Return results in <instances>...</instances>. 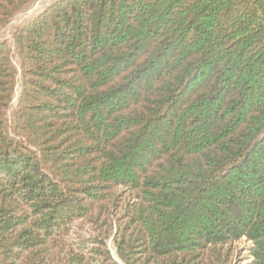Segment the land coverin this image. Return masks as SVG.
<instances>
[{
    "label": "trees",
    "instance_id": "trees-1",
    "mask_svg": "<svg viewBox=\"0 0 264 264\" xmlns=\"http://www.w3.org/2000/svg\"><path fill=\"white\" fill-rule=\"evenodd\" d=\"M120 262L264 264V0H57L0 41V264Z\"/></svg>",
    "mask_w": 264,
    "mask_h": 264
},
{
    "label": "rangeland",
    "instance_id": "rangeland-1",
    "mask_svg": "<svg viewBox=\"0 0 264 264\" xmlns=\"http://www.w3.org/2000/svg\"><path fill=\"white\" fill-rule=\"evenodd\" d=\"M57 0H37L35 2H32L28 4L26 7L22 9L21 12H19L10 22V24L0 30V41L2 40H9L13 43V34L15 30L29 21L33 20L35 17H37L39 14H41L44 10H46L53 2ZM16 103L14 102L11 110L10 115L12 114ZM241 246H244L243 243ZM109 247L112 251L113 256L117 259L115 250L113 248V245L111 242H109ZM244 256L246 258L249 256L248 250L244 252ZM118 260V259H117ZM249 261V260H248ZM120 264H122L120 262Z\"/></svg>",
    "mask_w": 264,
    "mask_h": 264
}]
</instances>
